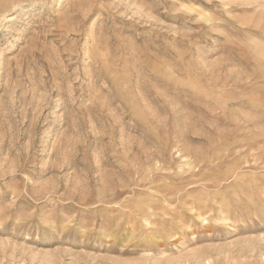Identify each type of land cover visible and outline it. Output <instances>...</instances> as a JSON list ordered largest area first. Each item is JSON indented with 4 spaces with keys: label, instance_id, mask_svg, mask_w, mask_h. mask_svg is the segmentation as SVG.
<instances>
[{
    "label": "rangeland",
    "instance_id": "374dc122",
    "mask_svg": "<svg viewBox=\"0 0 264 264\" xmlns=\"http://www.w3.org/2000/svg\"><path fill=\"white\" fill-rule=\"evenodd\" d=\"M0 264H264V0H0Z\"/></svg>",
    "mask_w": 264,
    "mask_h": 264
}]
</instances>
